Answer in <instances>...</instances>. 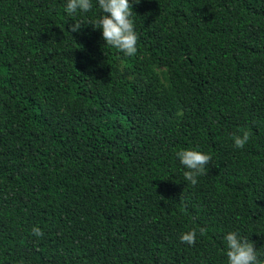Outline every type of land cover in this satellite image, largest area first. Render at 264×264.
Segmentation results:
<instances>
[{"label":"trees","instance_id":"1","mask_svg":"<svg viewBox=\"0 0 264 264\" xmlns=\"http://www.w3.org/2000/svg\"><path fill=\"white\" fill-rule=\"evenodd\" d=\"M132 2L129 57L98 0H0V264H227L231 231L264 262V0Z\"/></svg>","mask_w":264,"mask_h":264},{"label":"clouds","instance_id":"2","mask_svg":"<svg viewBox=\"0 0 264 264\" xmlns=\"http://www.w3.org/2000/svg\"><path fill=\"white\" fill-rule=\"evenodd\" d=\"M140 3V0H134ZM99 8L103 15L92 25L97 29H102V39L107 45L122 52L125 56L136 55L138 48L139 35L135 31L132 0H98ZM93 8L92 0H67L65 11L68 15L76 14L78 11L87 13ZM81 23L75 22L70 26L69 32L75 33L81 30ZM183 115V113H178ZM251 134L243 131L242 134H234V147L243 149L250 140ZM180 163L187 169L183 172L186 181L195 186L198 177L206 174V166L212 161L210 154L193 150L184 149L176 153ZM200 235L206 234L205 228L199 229ZM32 233L38 237L43 236L42 230L36 226L32 228ZM182 243L195 246L197 232L192 230L181 234L179 237ZM227 247V264H264L261 261L254 243L246 237H241L238 232L231 231L225 236Z\"/></svg>","mask_w":264,"mask_h":264}]
</instances>
